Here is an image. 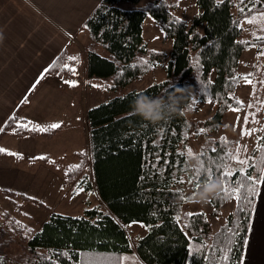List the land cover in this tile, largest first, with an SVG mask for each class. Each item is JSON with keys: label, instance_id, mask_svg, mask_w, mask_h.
I'll return each instance as SVG.
<instances>
[{"label": "trees", "instance_id": "16d2710c", "mask_svg": "<svg viewBox=\"0 0 264 264\" xmlns=\"http://www.w3.org/2000/svg\"><path fill=\"white\" fill-rule=\"evenodd\" d=\"M139 1L101 0L76 31V35L90 34L86 57L73 56L64 49L47 70L72 75L71 62L85 60L86 78L107 79L108 88L114 92L87 111L90 157L79 151L81 162L64 169L67 183L75 182L88 168L92 170L98 194L108 208L93 206L75 215L53 211L40 229L25 232L14 216L1 212L0 204V226L5 221L9 225L0 231V264H10L11 260L15 264H122L123 254L133 249L123 225L131 222L148 226L147 233L136 242V251L147 264L242 263L264 168V139L244 172L239 171L241 168L230 170L239 144L225 134L208 136L195 153L186 152L182 145L189 127L195 135L218 131L227 125V110L248 105L236 90L253 75L241 70L245 50H264V0H195L199 9L191 20L178 13V0H150L138 5ZM125 2L135 5L127 7ZM147 16H152L172 39L170 52L146 42ZM245 22L252 24L247 26L252 37H243ZM99 45L108 53H101ZM161 63L165 64L166 78L125 92L127 85ZM79 77L76 74V79ZM177 86L190 89L182 104L186 110L157 122L132 111L137 95H159ZM196 97L214 101L215 112L190 126L186 111L196 107ZM23 123L28 127H22ZM37 126L15 113L0 128V139L9 134L52 138L61 129ZM0 156L19 155L0 151ZM209 163L213 167L220 164V173L225 167L231 173L221 176L224 187L210 198L213 213L221 216L222 206L236 199L233 211L217 229L205 211L189 216L190 211L182 210L184 177L195 185L202 184L205 180H197L195 171L202 172ZM253 184L255 195L250 191ZM82 186L91 189L89 180ZM3 192L14 205L22 197L48 207L19 192ZM17 236L23 248L12 257L10 249Z\"/></svg>", "mask_w": 264, "mask_h": 264}, {"label": "crops", "instance_id": "0c3cea01", "mask_svg": "<svg viewBox=\"0 0 264 264\" xmlns=\"http://www.w3.org/2000/svg\"><path fill=\"white\" fill-rule=\"evenodd\" d=\"M100 1L0 0V128L15 113L41 127L61 126L52 138L38 134H9L0 139V148L19 154L16 158L0 156V194L6 197L4 189L25 190L28 184H33L39 169L50 171L52 166L58 167L57 161L67 153L65 151L78 156L79 147L73 146L81 136L85 135L86 139L87 111L91 107L83 103L85 88L81 77L76 79L75 72L67 75L48 73L47 70L64 49L73 56L80 54L86 57L80 53L79 41L88 34L81 32L76 35V31ZM255 60L259 61L253 58L251 62ZM82 77L89 88L97 80L87 79L85 72ZM252 79H248L251 80V85H247L250 87L249 95L260 85L258 80L252 83ZM69 80L78 83L72 85L67 82ZM60 137L64 145L52 143ZM46 157L50 159L46 160ZM78 163H71L68 167ZM261 179H264V168ZM100 201L104 203L101 197ZM105 207L108 208L106 204ZM241 264H264L262 184L258 188Z\"/></svg>", "mask_w": 264, "mask_h": 264}, {"label": "rangeland", "instance_id": "374dc122", "mask_svg": "<svg viewBox=\"0 0 264 264\" xmlns=\"http://www.w3.org/2000/svg\"><path fill=\"white\" fill-rule=\"evenodd\" d=\"M150 0H140L138 5L146 4ZM180 8L178 13L191 20L194 14L198 11V6L195 0H178ZM135 5L131 2H125V6L132 7ZM252 25L245 22L246 30L243 37H252L247 33V26ZM258 31V28H257ZM79 41L80 53H87V46L91 41L90 34L85 31ZM144 36L146 42L149 46L153 48H158L170 52L172 39L168 38L165 33L160 29L155 19L152 16H147L144 21ZM99 51L103 54H107L108 50L102 46H98ZM253 58L256 60L251 62ZM70 66H72L75 73L81 76V84L83 89L85 88V97H83L84 105L94 106L103 101L108 100L114 92L108 88L107 79L96 78L97 80L91 86L87 87L88 82H85L82 77L85 72V63L83 61L75 59ZM78 63V64H77ZM243 64H241V70L253 72V81H259L260 85L256 88L252 95L250 94L251 80H243L241 82L240 89L237 88V94L241 97V100L248 101L249 105H245L244 108H233L227 110L224 119L227 123L225 127L218 131L210 132L208 134L200 133L195 135L192 128L186 131V138L183 142L182 148L188 153L197 152L202 143L208 136L217 138L221 134H225L227 137L233 138L235 142L237 141L239 146H236L237 152L235 157L239 159H234V162L230 170H236L238 168H246L255 156L254 151L259 147L264 139V50L258 48H252L245 50L243 55ZM251 64V65H250ZM250 65V66H249ZM247 73V72H245ZM166 78L165 64H159L152 72L145 75L140 80L134 81L126 86L125 92L133 89H142L148 85L163 80ZM238 86V87H239ZM194 91L193 87H191ZM240 91V92H239ZM239 92V93H238ZM84 96V95H83ZM195 108L193 110H187V120L189 125H193L195 121L199 119H206L215 112L214 101H204L196 97ZM12 116V115H11ZM3 126V125H2ZM89 126V125H88ZM87 126V135L81 136V140L77 141L73 147H79L81 150L90 157V139H89V127ZM85 139V140H84ZM241 142V145H240ZM52 143H60L64 145L63 138H58ZM189 149L191 152H189ZM64 150V149H63ZM61 152V150L59 151ZM61 155V159L57 161L58 167L52 166L50 171H46L45 168L39 169L40 171L35 173V178L33 184H28L25 190H13L17 193H22L33 197L40 202L46 204L48 207L41 206L33 201L25 200L22 197L16 199L17 204H12L10 199L2 194H0V204L1 212H8L10 215L14 216L19 223L26 229L25 232L38 230L42 227V224L49 218L51 212H61L64 214H82L84 209L92 206H100L105 208V204L100 201V196L97 192L95 177L92 170L88 168L87 172L80 178L75 180L73 183H67L64 181V175L66 174L63 169H68L69 165L74 162H81V158L74 155L73 152L65 151ZM58 168V169H57ZM262 177V176H261ZM85 180H89L91 184L90 190H85L82 184ZM185 184L183 186L185 201L182 204L183 212L190 211H205L212 221L213 228L217 229L223 222H225V216L233 211L235 200L226 203L222 206L223 213L221 216H217L213 213V208L210 199L207 201H200L195 199V194L197 190L201 187L200 185H195L192 179L184 177ZM224 186L222 185L221 189ZM76 196V197H75ZM71 197H75L71 199ZM129 238L133 249L126 252L122 256V264H147L145 263L136 251V242L140 237L148 231V226L143 222H131L123 224ZM9 229L8 223L5 221L0 226L1 229ZM17 240L13 244L10 251L13 253L11 256L17 257L19 253L22 252L23 244L20 238L17 236ZM10 264H15L12 260Z\"/></svg>", "mask_w": 264, "mask_h": 264}, {"label": "clouds", "instance_id": "9594fccd", "mask_svg": "<svg viewBox=\"0 0 264 264\" xmlns=\"http://www.w3.org/2000/svg\"><path fill=\"white\" fill-rule=\"evenodd\" d=\"M190 94L188 86H177L174 91L162 92L159 95L140 94L132 101V111L152 122L168 119L186 110V106L182 108V104ZM221 187L222 180L220 178L205 181L197 190L194 198L207 201L219 192Z\"/></svg>", "mask_w": 264, "mask_h": 264}, {"label": "snow or ice", "instance_id": "6c2138e0", "mask_svg": "<svg viewBox=\"0 0 264 264\" xmlns=\"http://www.w3.org/2000/svg\"><path fill=\"white\" fill-rule=\"evenodd\" d=\"M177 19H179V18H177ZM72 59H75V57H73ZM48 67L51 68V64L48 65ZM65 67H70V66L69 65H65ZM67 82L69 84H72V85H75V84L78 83V81H76V80H69ZM18 123H19V121H18ZM21 126L22 127H28V124L27 123H23V124H21ZM53 126L56 127L58 125H53ZM37 127H39V126H37ZM13 131H15V129H13ZM199 131L203 132L204 129H200ZM0 151L8 152L9 150L5 149V148H0ZM189 152H191L190 149H189ZM17 155H19V154H17ZM233 158L239 159V157H233ZM220 168H221L220 164H216L215 167H213V165L211 163H209L208 166L205 167L202 172L199 169H197L195 171V176H196L197 180L203 179L205 181H208V180L215 179V178H221L222 175H227V176L231 175V173L227 170L226 167L224 168V172L220 173ZM239 171L240 172H244L245 169L241 168ZM180 179L182 181L183 177H180ZM258 183L264 185V179H261L260 181H258ZM225 185H227V181L226 180H225ZM234 191L237 194V198H239V189H236ZM250 191L252 192L253 195H255V184L250 186ZM181 196H183L182 192H181ZM188 215L192 216L193 213L189 212ZM177 219H179V217H177ZM188 247H189V249H191L192 245L190 244Z\"/></svg>", "mask_w": 264, "mask_h": 264}]
</instances>
